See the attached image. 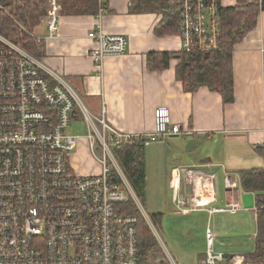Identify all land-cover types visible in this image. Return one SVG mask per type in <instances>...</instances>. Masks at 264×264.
Here are the masks:
<instances>
[{
	"label": "built area",
	"instance_id": "built-area-1",
	"mask_svg": "<svg viewBox=\"0 0 264 264\" xmlns=\"http://www.w3.org/2000/svg\"><path fill=\"white\" fill-rule=\"evenodd\" d=\"M263 1L259 0L261 6ZM181 3L180 52L216 50L221 0ZM98 5L96 24L87 37L96 43L90 58L102 70L107 57L126 53L128 39L104 32L108 0H98ZM0 10L10 15L1 3ZM61 11L59 0H49L48 15L40 24L47 36L35 32L39 41L57 34ZM107 112L104 102L100 115H93L61 73L48 69L43 59L0 33V264H141L137 218L117 212V205L130 198L141 204L116 152L140 139L148 147L190 132L172 122L166 106L155 109L154 130L148 134L117 129L107 121ZM76 117L86 125L84 136L69 132ZM81 138L87 141L99 173H85L76 166L73 154ZM184 175L193 185V194L190 201L182 199L178 178L173 190L178 213L207 211L212 216L240 210L235 201L225 208L209 207L216 199L213 175L190 168ZM225 187L228 195L237 191L229 175ZM255 210L264 212V204ZM145 220L153 231V222L147 216ZM216 241L209 221L202 264L225 261L226 255L216 252ZM229 264L253 263L233 256Z\"/></svg>",
	"mask_w": 264,
	"mask_h": 264
},
{
	"label": "crops",
	"instance_id": "crops-1",
	"mask_svg": "<svg viewBox=\"0 0 264 264\" xmlns=\"http://www.w3.org/2000/svg\"><path fill=\"white\" fill-rule=\"evenodd\" d=\"M140 1L148 0H108V10L102 20L103 30L108 35L125 36L128 49L122 56L107 57L102 70L90 58V51L96 43L87 37L96 24V15L75 12L64 15L61 6L62 21L57 34L43 39L44 65L69 81L93 115H100L105 102L107 121L122 131L151 133L155 109L168 107L172 122L190 133L171 136L158 142L152 153L149 149L146 151V155L153 159L156 177H162L161 181L173 192V172L177 171L180 178L178 191L182 199L190 201L193 185L186 180L185 169H199L213 175L216 199L209 207L225 208L231 201L240 203V210L236 212L210 216L207 211H198L207 214L211 225L216 222V242L223 243L227 241L225 237L230 238L234 233L221 230L226 224L225 219L230 216L232 221L236 217L246 218L250 211L254 214L257 233L255 194H252L251 204L248 198H244L247 193L242 190L240 174L252 169L264 170V10L260 13L257 29L234 49L235 100L225 104L220 94L207 87L190 92L186 83L177 78L178 59H172L170 66L162 71L148 68L150 53H179L180 39L179 33L157 36L155 28L160 24L163 12L149 10ZM221 4L227 8L241 3L221 0ZM35 32L47 36L44 25ZM76 123L84 122L76 117L71 126ZM227 175L237 185V191L230 195L225 187ZM218 180L221 181L222 198L219 197ZM175 213L179 215L176 210ZM236 233L240 232L232 235ZM237 238L242 239V236ZM217 246L216 250L222 252L223 244ZM240 246L237 242L229 243L226 256L245 259V255L255 249L254 246L250 252H240L237 249L242 248ZM205 254H199L197 264L203 263Z\"/></svg>",
	"mask_w": 264,
	"mask_h": 264
},
{
	"label": "trees",
	"instance_id": "trees-1",
	"mask_svg": "<svg viewBox=\"0 0 264 264\" xmlns=\"http://www.w3.org/2000/svg\"><path fill=\"white\" fill-rule=\"evenodd\" d=\"M236 7L220 9L221 34L219 46L210 53L179 52L150 53L147 57L150 70H165L172 59H178L177 78L186 83L190 92H196L201 87H207L212 92L222 96L225 104L235 100V85L233 73V53L236 45L241 43L248 34L258 27L260 13L264 10L259 0H238ZM149 10H161L163 17L155 28L159 37H166L180 32L181 0H148L140 1ZM6 14L0 10V33L6 38L21 44L22 48L32 56L43 59L45 45L35 37V30L48 15L49 0H0ZM63 14L75 12L78 15H97L98 0H60ZM108 10V9H107ZM144 11V7L142 8ZM145 140L126 144L116 152V158L124 171L126 178L138 199L146 195L147 169ZM242 190L247 194H255L256 206L264 204V170L252 169L240 174ZM119 214L137 218L136 232L138 238L141 264H152L160 261L158 255L159 242L143 217L136 203L130 198L126 203L117 205ZM163 214H153V222L161 223ZM257 236L255 249L245 255V260L253 264H264V212L258 211ZM229 264V256H225Z\"/></svg>",
	"mask_w": 264,
	"mask_h": 264
},
{
	"label": "rangeland",
	"instance_id": "rangeland-1",
	"mask_svg": "<svg viewBox=\"0 0 264 264\" xmlns=\"http://www.w3.org/2000/svg\"><path fill=\"white\" fill-rule=\"evenodd\" d=\"M74 135L83 136L86 134V128L84 123H76L69 129ZM158 143V142H157ZM154 143L150 148H146V151L152 150L159 144ZM168 147L166 148V150ZM76 166L85 173H99L100 167L98 164L92 161V157L87 148V141L81 138L79 145L73 154ZM146 169H147V183H146V195L143 199H139L141 207L137 204L139 210L146 218L151 220L153 214L163 213L164 219L161 223L153 222L156 237L159 242L158 255L160 261L152 264H197L198 256L201 253L207 251L206 243V230L208 217L203 212H194L190 215L182 216L181 213L176 214V207L173 204L174 193L170 186L164 185L161 181L162 177H156L154 173L153 159L148 154L146 155ZM169 183V182H168ZM219 197L222 198L221 181L218 180ZM177 212V211H176ZM178 213V212H177ZM250 216L246 218L236 217L232 221V216L221 226V230H229L230 232H240L231 237H225L223 243L222 252L225 255L229 247V243H240L242 248H237L240 252H250L255 246V234L256 224L253 212H249ZM216 222L212 225L214 231ZM158 232V233H157ZM242 236V239L237 238ZM242 241V242H240ZM218 247V246H217ZM216 252H219L216 250ZM205 258V257H204Z\"/></svg>",
	"mask_w": 264,
	"mask_h": 264
},
{
	"label": "bare ground",
	"instance_id": "bare-ground-1",
	"mask_svg": "<svg viewBox=\"0 0 264 264\" xmlns=\"http://www.w3.org/2000/svg\"><path fill=\"white\" fill-rule=\"evenodd\" d=\"M177 182H178V172L176 171L174 175V184H177Z\"/></svg>",
	"mask_w": 264,
	"mask_h": 264
},
{
	"label": "water",
	"instance_id": "water-1",
	"mask_svg": "<svg viewBox=\"0 0 264 264\" xmlns=\"http://www.w3.org/2000/svg\"><path fill=\"white\" fill-rule=\"evenodd\" d=\"M252 197H253L252 194H246V195L244 196V198H248V199L250 200V204H251Z\"/></svg>",
	"mask_w": 264,
	"mask_h": 264
}]
</instances>
